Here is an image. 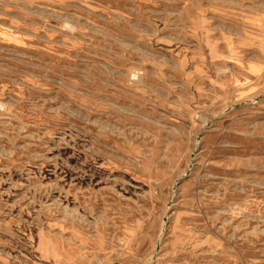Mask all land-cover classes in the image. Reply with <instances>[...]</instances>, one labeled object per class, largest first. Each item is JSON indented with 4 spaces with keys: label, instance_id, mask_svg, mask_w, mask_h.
<instances>
[{
    "label": "rangeland",
    "instance_id": "374dc122",
    "mask_svg": "<svg viewBox=\"0 0 264 264\" xmlns=\"http://www.w3.org/2000/svg\"><path fill=\"white\" fill-rule=\"evenodd\" d=\"M0 264H264V0H0Z\"/></svg>",
    "mask_w": 264,
    "mask_h": 264
},
{
    "label": "bare ground",
    "instance_id": "6f19581e",
    "mask_svg": "<svg viewBox=\"0 0 264 264\" xmlns=\"http://www.w3.org/2000/svg\"><path fill=\"white\" fill-rule=\"evenodd\" d=\"M138 74H139L138 68L137 69H131V76H132V78H136Z\"/></svg>",
    "mask_w": 264,
    "mask_h": 264
}]
</instances>
